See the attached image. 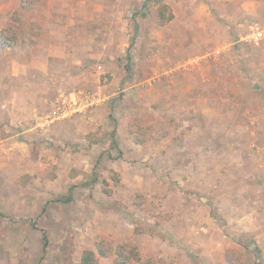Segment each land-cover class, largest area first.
Listing matches in <instances>:
<instances>
[{"label":"rangeland","instance_id":"1","mask_svg":"<svg viewBox=\"0 0 264 264\" xmlns=\"http://www.w3.org/2000/svg\"><path fill=\"white\" fill-rule=\"evenodd\" d=\"M78 4L21 0L11 20L0 15V49L21 38L35 43L36 35L47 40L49 21L60 29L73 17L87 49L70 56L83 64L66 69L51 59V81L44 83L37 70L25 87L42 95L48 88L52 101L85 89L105 98L96 120L80 118L83 113L37 128L35 120L52 107L48 100L35 106L33 136L8 140L14 132L0 126V264H84L85 257L94 264H264L257 162L264 159V132L252 123L264 112V40L247 39L252 25L264 23V0ZM80 11L77 23L73 13ZM12 52L44 59L43 51ZM199 66L218 94L231 83L247 99L248 134L235 120L227 126L222 99H214V114L202 121L192 107L180 116L166 109L177 108L174 96L183 86L193 90ZM66 71L82 73L81 81L68 83ZM240 111L236 106L233 117ZM241 140L248 146L235 154Z\"/></svg>","mask_w":264,"mask_h":264},{"label":"crops","instance_id":"2","mask_svg":"<svg viewBox=\"0 0 264 264\" xmlns=\"http://www.w3.org/2000/svg\"><path fill=\"white\" fill-rule=\"evenodd\" d=\"M56 1L65 2V0H56ZM69 1L71 2L72 6L74 5V3H76L77 8H81L78 3L87 2L88 6H90V4L92 5L98 0H69ZM0 2L2 4L0 5V15H3L4 18H6L7 20H11L10 17L12 16L13 12L16 10H19L20 5H21V0H0ZM80 14H83V12L80 11V12H76V14L73 13V15H75V19L77 23L78 22L82 23L83 21V20L82 21L80 20L81 17L80 18L76 17L77 15H80ZM49 20H51V18H49ZM71 20H72L70 22L71 26H59L60 29H57V26L60 25L59 23H56L55 21H49L50 28L47 32V40H43L41 37L36 35L34 39L38 38V41H36L35 43L33 42L32 44H28L24 42L23 38H21L19 39V41L15 43L10 44L11 43L10 42L8 45H5L6 47L1 46L0 53L2 54V57H3L2 59H4L3 63L6 65V67L4 71H2V76L0 78V84H1L0 93H2L0 94V103H1L0 115L3 119L0 122V126L5 128L6 131L14 132L12 135H10L6 139L9 140L10 138L11 139L16 138L17 136H23L24 138L33 136V128L31 127L33 125L32 124L33 121L31 117L33 116V114L35 115V110H36L35 106H42L48 100L51 101V105L54 102L52 100L54 98L53 93H56V90H57L56 88H54V90L52 89L53 96H51L50 94H47L48 88H45V90H43L44 93L46 94L42 95V91L40 94H34L33 92L32 94H30L29 90L25 87L26 83L28 82L31 83L33 81L32 78L35 75V73H38V71H40L39 76H41V80L44 83H47L51 81L49 69L53 66L52 61H54L51 59H56V58L61 59L66 69L69 68L70 66L71 68H73L74 63H77L79 65L83 64V60H81V58L74 60L73 58H71L72 56H70L72 49L73 50L80 49L82 51L87 49L84 46H82V44L80 45V43L83 42V37L82 38L79 37L80 40L78 39V36H82L81 33L83 32V29H81L79 26L75 27V22L73 21L74 20L73 17L71 18ZM59 30H61L62 32H60ZM76 41L79 43L77 44ZM211 46L212 45H209L207 49H209ZM12 51H16L20 54L21 53L23 54V52H30L32 54L34 51H43L44 54L42 57L44 59L39 58L34 53L33 55H31L30 58L28 57V59L21 57V56L14 58L12 56V53H13ZM198 69H199L198 70L199 76L197 77L198 79H196L195 81L193 90L190 89L189 87L183 86V89L178 90L175 94L176 96H174V98L176 97L175 102H176L177 108L175 109V106L169 108L170 105L168 104L166 109L168 108L169 111L176 110V112H178V115L180 116V114L183 113V112L179 113L182 111V109H187V108L192 109L193 108L194 110H193L192 115L194 116L200 115L198 116V119L202 121L201 115L212 114V113L214 114V112H212L215 109L214 99L216 100L222 99L223 100L222 105H223V110H224L223 114H224L225 122L227 123V126L233 127L232 121L235 120V123L240 126V128L238 127L239 129L238 128L236 129H238V131L240 130L241 134H243V132L248 134V132H250V123H249L248 117L246 116L249 114L248 107L246 106L247 101H245L247 99H244L241 93L232 92L230 89L231 83L227 91L220 92L218 94L217 91H214V88H215L214 81H212V78L210 77L209 73H207L206 70L203 69L202 66H199ZM31 73H34V74L31 75ZM43 73H46V74L42 75ZM63 73L66 74L64 75V77H66L68 83H71L72 80L75 81L74 77L78 79L77 81H81V76L83 75L82 73H78L77 75L73 77V75L72 76L71 74L69 75V73H67L66 71V72H61V76H63ZM99 79H100L99 77L92 78L94 82H98ZM21 85H24V86H21ZM201 85L203 86V90L200 89ZM168 93H167L168 95L167 97L170 99V95H169L170 93L169 94ZM35 99H38V102H34ZM187 99H192L194 104L190 107L187 106L185 104V100ZM104 102H105V98L101 102V105L104 104ZM236 106L240 107L241 109L240 111L241 113H238L237 118H235V116L233 117L234 115L233 109L236 108ZM101 107H96L91 110H88V112H86V114L84 113V115H81L80 118H84V120H88V121L91 118H92L91 120H94V119L96 120V117L98 116V114L102 113ZM261 115L263 116V120H264V112H262L261 114L257 112L256 114L253 115L252 123L254 124L255 122L258 123L257 129L259 132L263 134L264 126L263 127L260 126L261 121H262ZM78 119L75 118L70 123V125H72L73 122L74 123L78 122ZM66 125L69 126V124H66ZM58 127H61V125H59ZM230 130L236 131L235 129H232V128H230ZM14 140L18 142L17 139H14ZM84 142L86 143V141ZM13 143L21 145L22 148L25 147V143L23 142L21 143L13 142ZM237 143H238L237 147L240 148V150L234 151L235 154L238 152L240 154H243V148L244 146L245 147L248 146V143L245 141L243 144L242 140L241 142H237ZM233 145L234 143L232 142L225 144V146H230V147ZM237 147H233V148H237ZM262 154L263 153L261 152L259 155H262ZM35 161L38 162L40 160H33V163ZM237 161L238 160H235V164L237 163ZM257 162H259L260 171L263 172V176L261 172L259 177L264 180V159H262L261 157L260 160H257ZM239 164L240 166H242V162H240ZM236 165L238 166V164Z\"/></svg>","mask_w":264,"mask_h":264},{"label":"built area","instance_id":"3","mask_svg":"<svg viewBox=\"0 0 264 264\" xmlns=\"http://www.w3.org/2000/svg\"><path fill=\"white\" fill-rule=\"evenodd\" d=\"M248 40L258 44L264 40V23L251 26ZM103 98L100 92L94 89H85L79 92H69L58 96L48 113L38 116L35 120L37 128H49L52 124L67 120L73 116L88 112L98 107Z\"/></svg>","mask_w":264,"mask_h":264},{"label":"trees","instance_id":"4","mask_svg":"<svg viewBox=\"0 0 264 264\" xmlns=\"http://www.w3.org/2000/svg\"><path fill=\"white\" fill-rule=\"evenodd\" d=\"M173 17H174V15L171 14V15L169 16V18H165V17H164V18L167 19V20H171ZM128 57H129V56H128ZM126 68H127V69H130L129 64L126 65ZM71 200H72V195H71V193H70V195L67 196V197L64 199V201L69 202V201H71ZM44 240H45L44 248H45V250H46L47 243H48V239H47L46 234H45V236H44ZM84 261H85L84 264H94V263L92 262V259H91L90 257H85Z\"/></svg>","mask_w":264,"mask_h":264}]
</instances>
